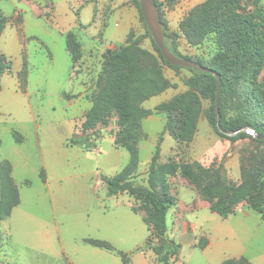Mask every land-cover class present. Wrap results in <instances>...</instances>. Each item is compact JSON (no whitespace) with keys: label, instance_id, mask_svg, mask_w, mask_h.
<instances>
[{"label":"rangeland","instance_id":"1","mask_svg":"<svg viewBox=\"0 0 264 264\" xmlns=\"http://www.w3.org/2000/svg\"><path fill=\"white\" fill-rule=\"evenodd\" d=\"M157 1L165 31L173 38L170 46L183 56L207 62L217 51L214 33H208L200 42H190L181 24L194 8L217 0ZM0 11L6 17L0 52L10 62V70L0 75V159L11 163V178L19 198L10 214L0 219V264H71L64 255L61 260L50 259L36 247L39 241L35 226L56 225L64 241L91 234L96 232L93 212L99 201L106 210L116 203L133 212L127 235L135 238L118 247L124 258L108 251L117 254L122 264L124 259L128 264L136 252L143 253L149 264H159L150 249L159 240L144 222L146 207L142 199L128 190L106 195L105 178L119 172L129 158L125 147L116 141L123 133L116 111L110 110L105 122L85 132L93 145L90 149L71 145L68 139L82 133L81 124L92 104L95 81L107 53L128 39H136L154 58L145 56L143 64L156 62L169 82V87L154 95L163 98L162 102L188 88L185 81L191 72L162 61L147 32L139 0H0ZM235 11L247 14L250 0H240ZM263 77L264 65L258 81ZM152 101L154 98L146 105ZM211 105L210 98H201V112L190 141L163 133L158 159L159 167L177 166L174 174L167 175L175 200L166 212V233L181 246L179 235L188 232L198 250L207 246L209 237L202 222L196 226L192 215L199 214L202 219L205 214H218L211 210V201L200 189L181 175L180 166L193 161L205 167L212 164V180L238 185L245 178L244 171L254 164L253 153L264 150L263 145L249 138L231 141L219 135L208 120ZM151 114L155 118L149 114L136 120L138 165L135 175L127 180L129 187H147L148 163L166 120L163 113ZM226 115L236 113L229 109ZM178 119L180 113L175 115V128ZM222 190L218 186L214 200ZM257 193L264 202V173L254 179L248 194L231 214L251 211L247 200ZM258 215L264 222V213ZM125 227L122 223L123 230ZM86 238L91 237H84L85 243ZM180 261L178 256L173 264Z\"/></svg>","mask_w":264,"mask_h":264},{"label":"trees","instance_id":"2","mask_svg":"<svg viewBox=\"0 0 264 264\" xmlns=\"http://www.w3.org/2000/svg\"><path fill=\"white\" fill-rule=\"evenodd\" d=\"M240 0H217L214 4L204 3L194 8L182 21V29L190 42H200L208 33H214L217 51L207 62L192 59L179 54L173 47L172 35L165 31L160 15V4L154 0L158 9L160 21L164 29V43L180 57L199 62L220 76V95L218 110L220 125L228 131L241 127H251L264 136V77L258 81V74L264 65V14L259 0H250V11L239 14L235 8ZM6 17L0 11V33L4 28ZM147 32L150 34L149 30ZM162 61L174 68L182 66L169 64L155 45ZM152 55L142 49L136 39H128L117 49L107 53L92 93V104L84 116L81 124L82 133L72 134L68 143L91 148L90 137L85 132L98 122H105L110 110H115L122 125V135L116 141L121 143L129 154L124 167L110 178H105L106 194L114 195L121 190H128L138 195L146 207L144 222L152 227L158 242L150 249L159 264H172L176 259L180 245L170 238L166 231V212L174 203L167 182V175L174 174L177 166H158L160 144L163 133L179 141H190L196 131L201 112V98H210L212 105L208 120L216 132L231 140L249 138L257 145H263L264 139L256 138L245 131L227 136L218 131L214 111L216 95V77L211 73L186 68L191 75L186 79L187 89L174 95L170 100L157 104L153 109L143 107V101L164 91L170 86L164 78L159 65L153 62L145 66L143 58ZM153 58V57H152ZM154 61V58H153ZM10 70V62H6L0 52V75ZM233 110L235 116H227L228 110ZM153 112L165 114V124L154 146L147 168V187L133 188L127 185V180L135 175L138 165V150L135 145L134 131L136 120ZM181 114L175 128V115ZM252 168L244 171V180L236 185L221 184L219 180H212L213 165L205 167L197 161L182 164L181 175L195 184L210 201L211 210L221 217H227L233 212L236 204L242 200L252 186L254 179L264 173V150L253 153ZM12 166L9 160L0 159V219L7 217L12 208L18 204L19 198L11 178ZM222 192L214 200V193L218 186ZM248 207L258 213H264V202L260 194L251 196L247 200ZM91 245L114 251L124 258V253L116 250L111 243L103 239L86 238ZM125 264V259L123 260ZM222 264H251L246 258L228 259Z\"/></svg>","mask_w":264,"mask_h":264},{"label":"crops","instance_id":"3","mask_svg":"<svg viewBox=\"0 0 264 264\" xmlns=\"http://www.w3.org/2000/svg\"><path fill=\"white\" fill-rule=\"evenodd\" d=\"M259 5L264 14V0H259ZM153 98L154 101L146 105V102L153 100ZM162 100L163 98L152 96L145 100L142 105L147 109H153ZM150 115L155 118L153 114ZM157 116L163 118L162 115ZM68 179L71 180L72 178ZM51 181H48L47 185L49 191L51 190ZM55 181L58 182L59 180L55 179ZM95 197L99 200L98 196ZM130 212L133 213L128 207L116 203L106 210L99 201L97 209L93 212L96 232L84 234L80 238H65L66 241H64L62 235L57 232L58 227L56 225L50 227L43 223L40 226H35L39 241L36 247L41 249V252L50 259L61 260L60 258L64 255L66 262L71 264H122L117 254L85 243L82 239L84 237L103 239L116 248L120 247L122 242L131 241L135 235H127V229H130V221L133 219ZM192 218L196 222V226H201L202 222V226L207 230L208 244L203 250H198L193 247V235L183 232L179 235L178 241L181 246L177 257L182 258L178 264H220L224 259H238L240 257L246 258L253 264H264V222L258 213L252 210L238 211L227 217L205 214L202 219L199 214H196L192 215ZM122 223L127 226L124 230ZM174 239L176 240V238ZM37 252L39 253V251ZM18 264L22 263L18 262ZM128 264L149 263L143 253L136 252L131 256Z\"/></svg>","mask_w":264,"mask_h":264},{"label":"water","instance_id":"4","mask_svg":"<svg viewBox=\"0 0 264 264\" xmlns=\"http://www.w3.org/2000/svg\"><path fill=\"white\" fill-rule=\"evenodd\" d=\"M139 8L141 10L142 17L145 21L146 27L149 30L151 37L158 47L160 53L165 58V60L172 65H178L186 68H191L193 70L202 71L211 73L216 77V95H215V104H214V111L216 116V127L219 132L227 135L232 136L237 134L238 132L245 131L256 138L264 139V136L257 134L253 128L251 127H241L237 130L228 131L221 127L220 125V117H219V110H218V99L220 95V76L217 72L212 70L211 68L196 62L192 59L180 57L175 55L164 43V29L163 24L160 21L158 9L154 0H139Z\"/></svg>","mask_w":264,"mask_h":264}]
</instances>
